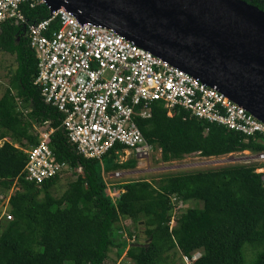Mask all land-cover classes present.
Listing matches in <instances>:
<instances>
[{"label":"trees","instance_id":"trees-1","mask_svg":"<svg viewBox=\"0 0 264 264\" xmlns=\"http://www.w3.org/2000/svg\"><path fill=\"white\" fill-rule=\"evenodd\" d=\"M262 1L256 5L264 11ZM25 15L39 22L50 12L40 5L27 8ZM23 33L24 27L13 21L0 23V50L17 62L0 100V191L20 188L10 197V219L3 221L0 212V264H107L114 248L124 264H174L176 254L190 264H246L247 244L259 249L254 264H264V172L258 171L264 165L181 173L164 177L157 185L124 183L120 186L124 193L114 204L104 172L134 169L138 161L120 162V147L102 160L79 154L63 127L65 116L44 102L35 85L38 61L26 38L17 43ZM151 111L152 117L139 119L138 125L146 140L162 150L164 162L193 154L215 158L264 153L259 136L210 124L185 111L171 116L161 102H155ZM37 129L55 130L48 145L75 178L60 198L51 189L63 171L43 185L24 178L26 151L39 143ZM180 202L203 207L175 214ZM125 220L144 222L143 243L137 234L128 233ZM126 236H135V242L129 243ZM196 254L200 257L193 260Z\"/></svg>","mask_w":264,"mask_h":264},{"label":"built area","instance_id":"built-area-1","mask_svg":"<svg viewBox=\"0 0 264 264\" xmlns=\"http://www.w3.org/2000/svg\"><path fill=\"white\" fill-rule=\"evenodd\" d=\"M40 5L48 8L49 18L31 22L25 10ZM79 15L81 12L77 15L54 7L48 0H0V23L13 21L24 27L18 41L26 38L37 57L35 85L44 102L65 116L63 127L80 155L102 160L120 147V162L148 159L156 149L144 137L137 120L150 119L155 102L163 103L171 116L185 111L210 124L264 139V122L217 87L141 48L115 28L85 22ZM55 25L59 28L54 29ZM37 131L39 143L26 151L23 174L26 181L43 185L65 166L48 145L55 130ZM258 158L264 160V153ZM258 171L263 172L264 167ZM110 174L104 172L107 194L116 204L124 193L120 187L123 183L115 184L107 178H119L122 173ZM183 207L180 202L175 214ZM126 238L129 243L136 240L135 236ZM184 259L190 264L191 260Z\"/></svg>","mask_w":264,"mask_h":264},{"label":"water","instance_id":"water-1","mask_svg":"<svg viewBox=\"0 0 264 264\" xmlns=\"http://www.w3.org/2000/svg\"><path fill=\"white\" fill-rule=\"evenodd\" d=\"M264 35V11L222 0ZM219 91L264 122V44L200 0H48Z\"/></svg>","mask_w":264,"mask_h":264},{"label":"rangeland","instance_id":"rangeland-1","mask_svg":"<svg viewBox=\"0 0 264 264\" xmlns=\"http://www.w3.org/2000/svg\"><path fill=\"white\" fill-rule=\"evenodd\" d=\"M16 68L17 62L15 56L7 54L0 50V100L8 89L12 74L16 70ZM137 161L138 162L136 168L122 170L120 171L122 174L119 178L114 175L107 178V181H111L115 184H118L120 182L124 184L128 182L148 181L157 185L159 181L164 177L181 173L208 171L228 166L253 163L264 165V160H259L257 154H252L251 152L249 153L247 151L215 158H205L199 154H193L186 156L183 160L180 161L164 162L162 160L161 151L156 149L148 159H139ZM113 173H111L110 175H112ZM74 180L75 178L72 172L65 168L61 174V179L59 180L57 185L51 189L52 195L56 198H60L68 190L70 183ZM19 189L20 188L18 186H14L11 191H0V212L2 214L1 219L3 221L4 219H10V206L9 209H5L4 203H6V201L10 199V197L17 191H19ZM44 197L45 193L41 195L42 199ZM196 207H203V203L188 202L181 209V212L183 213L188 208ZM123 223L127 226L128 233L137 234V240L142 243L144 242V222H141V225H136L131 220H125L123 221ZM258 251L259 249L250 247V245L248 244L245 245L244 257L246 264H254L257 259L256 254L258 253ZM172 260L174 261V264H189L188 260L181 259L180 254H176ZM107 264H124L117 257L116 248L111 251Z\"/></svg>","mask_w":264,"mask_h":264},{"label":"bare ground","instance_id":"bare-ground-1","mask_svg":"<svg viewBox=\"0 0 264 264\" xmlns=\"http://www.w3.org/2000/svg\"><path fill=\"white\" fill-rule=\"evenodd\" d=\"M208 8L217 12L219 15L231 21L236 26L240 27L247 34L257 39L259 42L264 44V35L254 27L250 22L240 16L234 11L229 5L222 0H200Z\"/></svg>","mask_w":264,"mask_h":264},{"label":"flooded vegetation","instance_id":"flooded-vegetation-1","mask_svg":"<svg viewBox=\"0 0 264 264\" xmlns=\"http://www.w3.org/2000/svg\"><path fill=\"white\" fill-rule=\"evenodd\" d=\"M244 1H246V2L249 3L250 5H253L254 7H256V8H258V9H260V10L263 11V9H261V7H259L258 5H256V2H257L258 0H244ZM263 4H264V2L262 1L261 6H263Z\"/></svg>","mask_w":264,"mask_h":264},{"label":"crops","instance_id":"crops-1","mask_svg":"<svg viewBox=\"0 0 264 264\" xmlns=\"http://www.w3.org/2000/svg\"><path fill=\"white\" fill-rule=\"evenodd\" d=\"M19 41H18V38H17V43H18ZM37 58V57H36ZM166 109V108H165ZM166 110H168V109H166ZM139 119H142V120H146V119H144V118H138V120ZM138 120H137V122H138ZM130 160V159H129ZM128 160V161H129ZM263 165V164H262ZM120 172V171H119ZM9 201H10V199H8L7 201H6V203H4L5 204V209L6 208H8L9 209Z\"/></svg>","mask_w":264,"mask_h":264},{"label":"clouds","instance_id":"clouds-1","mask_svg":"<svg viewBox=\"0 0 264 264\" xmlns=\"http://www.w3.org/2000/svg\"><path fill=\"white\" fill-rule=\"evenodd\" d=\"M196 255H198V254H196ZM196 255H195V256H196ZM120 261H121V260H120Z\"/></svg>","mask_w":264,"mask_h":264}]
</instances>
